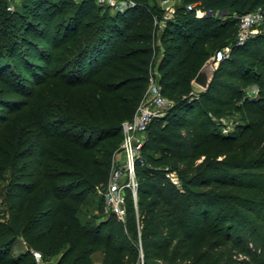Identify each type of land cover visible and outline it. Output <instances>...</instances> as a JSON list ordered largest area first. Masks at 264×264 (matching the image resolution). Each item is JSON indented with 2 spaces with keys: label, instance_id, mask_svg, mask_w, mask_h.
<instances>
[{
  "label": "trees",
  "instance_id": "trees-1",
  "mask_svg": "<svg viewBox=\"0 0 264 264\" xmlns=\"http://www.w3.org/2000/svg\"><path fill=\"white\" fill-rule=\"evenodd\" d=\"M2 1L0 61L22 49L37 56L24 57L25 74L0 66V105H28L20 122L0 116V264H38L33 248L44 260L59 255L56 264H93L96 253L101 264H264V238L251 236L264 231V33L236 37L239 18L264 0H182L159 34L156 62V0H128L114 13L81 0L73 24L41 33L47 48L22 49L8 21L18 27L24 15H9ZM34 1L40 17L54 2ZM193 3L221 15L196 17L187 9ZM210 45L228 55L196 91ZM154 68L171 104L147 126L125 220L105 217L102 198L87 195L107 182L121 124L134 116ZM35 84L43 88L31 91ZM251 85L255 96L247 95ZM18 93L25 98L9 96ZM231 109L246 111L245 123L224 135L213 118ZM82 207L94 222L80 219ZM219 221L227 228L212 240L208 227ZM19 239L27 250L7 258Z\"/></svg>",
  "mask_w": 264,
  "mask_h": 264
},
{
  "label": "rangeland",
  "instance_id": "rangeland-1",
  "mask_svg": "<svg viewBox=\"0 0 264 264\" xmlns=\"http://www.w3.org/2000/svg\"><path fill=\"white\" fill-rule=\"evenodd\" d=\"M24 1L27 2L28 6H29L27 9H24V7H22V2H24ZM80 1L81 0H54L53 3H51L50 5L48 4V7H45V9H43V15H41V17L36 14L38 6L36 4H34L35 3L34 0H12V8L9 7V1L8 0H7V5L5 3V0L2 2L5 5L4 9L8 11L9 15H12L11 12H16V11L21 12L24 15L25 21H23L18 27L16 25H13L12 21L11 22L8 21L9 24H11V30L14 32L16 38L18 39V44L20 46L19 48L22 49V48H26V47L32 48L34 43H36V44L41 43V38H40L41 33L48 32V34H52L54 29H56V27L59 24H62L63 21L65 22L66 20H69V21L72 20V18H73L72 14L74 13L77 4ZM96 1L98 4H100L102 9H108L109 12H112V13H114L116 10H118L117 9L118 5H121L122 3L125 2V0H96ZM155 2L157 3V6H159V8H161L163 10L162 15L156 16L157 20L159 21L160 18L164 15V12L166 11V9H164V7H163V5H164L163 0H156ZM182 3H183L182 0H170L169 4L172 6V8L175 11L176 7L180 6ZM54 13H57V14L55 15ZM69 21H67V22L69 23ZM72 22H73V20L71 21V24H73ZM162 28L159 27V25H157V30H156V35H155V45H156V47H158V52H157V55L155 58V62L159 58L161 48H162V44H161L160 39H159V34H160ZM237 32H238V27L236 30V37H237ZM258 32L264 33V22L263 21L259 22L257 24H254L250 29V34H256ZM78 34H79V30L74 35H78ZM41 46L44 48H47L46 44L44 42L41 43ZM209 48H210V50H209L210 55H214L216 52H218L220 50L217 48H212L211 45ZM20 49H18V50L20 51ZM22 50H24V51H22L21 53H18L19 57L13 58L10 56V57H8V60H1L0 66L6 68L8 71L11 70L10 67L13 66L12 69L18 70L21 74H25V72L23 71L24 57L25 56L29 57L31 55L29 58L36 60L37 55L33 51H31L29 53L28 50H25V49H22ZM222 50H226V47L223 48ZM10 64H12V65H10ZM42 64H45V63L42 62ZM213 65L215 66V64H213ZM42 66H45V65H42ZM154 76L155 77L152 78V81L154 83L158 84L159 75L156 73V74H154ZM148 85H147V88H148ZM0 86H2V83H0ZM42 86L40 87V84L32 85L31 91H33V92L40 91V89L43 88ZM147 88H146L145 92L143 93L145 99H148L150 97L147 94ZM199 89L200 88L195 86L196 91ZM257 94H258L257 87L255 85H251L250 89L248 90L247 95L248 96H255ZM9 96H13V97L17 98V100H22V98H25L23 95H21L19 93L18 94H10ZM19 106L20 105L15 107L16 109H14V108L12 109V107H11V105H9V103H6L5 105H0V116H2L4 118L3 121L5 123H10L13 121L20 122L19 118H21V116L18 119L16 117L18 114H20L22 112V110L28 108V105H22L20 107ZM11 110L13 112H11ZM245 114H247V112L246 111L242 112V110H238V111H236L234 109L228 110V111H226V113L224 115L213 118L214 123H215V127L217 128V130L220 133H222L224 135H228V134L234 132L235 130H237V126L243 125L245 123V119L243 118V115H245ZM28 160H29L28 157H24L19 162H26L27 163ZM33 168L35 169V166ZM110 170H111V168H110ZM250 179H252V178H247L246 180H250ZM106 183L103 185L100 184V185L96 186L93 191H90L88 193L87 198L88 199L93 198L95 202H99L102 198V201H103L104 198L102 196V192L104 190V187L106 186ZM262 183H264V182L261 181L260 184H262ZM15 191L18 193L22 192V190H20V189H15ZM0 201H1V199H0ZM218 207L211 208V213L214 214L217 211ZM2 208H4V206L0 202V218L5 216L3 214ZM103 214L105 215V217L108 215L105 213H103ZM91 215H92V212L91 211L88 212L86 210V207H82V211L79 213L80 219L84 222L87 220H93V222H94V219L92 218ZM221 223H222V221H219V225L214 226V224H211V226L208 227V232L211 234L212 240L220 239L221 233L223 232L224 229L227 228V226H225V225H220ZM221 227L223 229H221ZM233 232L235 233V230ZM251 236L253 238H257L258 241H259V239H261V241H262L264 238V231H262L258 227L253 228V230L251 231ZM103 240H104V238H103ZM253 246L257 247L256 244H253ZM25 250H27L26 244L23 242V240L19 239V240L15 241V243L11 247V249L7 255V258L15 257L18 254H20L21 252H24ZM32 250L40 251L44 257V254L40 249L33 248ZM59 257H60L59 255L50 256V257L46 258V260H44V261L45 262L57 261ZM99 258H100V253L94 254L93 255V260H94L93 264H95L99 260Z\"/></svg>",
  "mask_w": 264,
  "mask_h": 264
},
{
  "label": "built area",
  "instance_id": "built-area-1",
  "mask_svg": "<svg viewBox=\"0 0 264 264\" xmlns=\"http://www.w3.org/2000/svg\"><path fill=\"white\" fill-rule=\"evenodd\" d=\"M9 1V7L12 8V0ZM128 0L118 5L117 8L125 7L130 4ZM163 7L166 9L164 15L158 21L155 17V25L159 27L165 26L168 19L173 16L174 9L169 4L170 0H163ZM195 9V16L201 17L203 15H221V12L206 10L199 7L196 3L188 4L187 9ZM264 22V7H258L257 9L243 14L237 23V41L242 43L250 35V29L254 24ZM162 28V29H163ZM157 30V29H156ZM229 49H220L214 54L215 66L226 55H228ZM153 74H156V69H153ZM150 78L147 88V94L150 96L148 99L141 101L134 116L130 120H126L121 124L122 141L121 151L115 157L114 163L108 175L106 186L102 192L104 198L103 212L105 214H112L118 220H125L126 206H125V193L126 189L130 188L132 196L136 198V175H135V163L140 156L142 143L145 139V132L148 124L153 117L161 115L171 102L162 94L159 84H156ZM120 155V156H119ZM32 256L38 264H56L55 261L45 262L43 255L40 251L31 250Z\"/></svg>",
  "mask_w": 264,
  "mask_h": 264
},
{
  "label": "water",
  "instance_id": "water-1",
  "mask_svg": "<svg viewBox=\"0 0 264 264\" xmlns=\"http://www.w3.org/2000/svg\"><path fill=\"white\" fill-rule=\"evenodd\" d=\"M214 62H215V56L214 55L209 56L204 61V63L202 64V66L200 67V69L198 70V72L196 73V75L192 80V83L201 90L207 89L211 83L216 68L213 65Z\"/></svg>",
  "mask_w": 264,
  "mask_h": 264
},
{
  "label": "crops",
  "instance_id": "crops-1",
  "mask_svg": "<svg viewBox=\"0 0 264 264\" xmlns=\"http://www.w3.org/2000/svg\"><path fill=\"white\" fill-rule=\"evenodd\" d=\"M101 257H102V255L100 254V258L95 264H101Z\"/></svg>",
  "mask_w": 264,
  "mask_h": 264
}]
</instances>
